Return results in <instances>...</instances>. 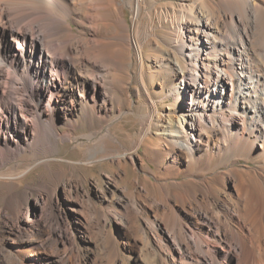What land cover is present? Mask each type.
<instances>
[{
	"label": "bare ground",
	"instance_id": "1",
	"mask_svg": "<svg viewBox=\"0 0 264 264\" xmlns=\"http://www.w3.org/2000/svg\"><path fill=\"white\" fill-rule=\"evenodd\" d=\"M0 264H264V0H0Z\"/></svg>",
	"mask_w": 264,
	"mask_h": 264
},
{
	"label": "rangeland",
	"instance_id": "2",
	"mask_svg": "<svg viewBox=\"0 0 264 264\" xmlns=\"http://www.w3.org/2000/svg\"><path fill=\"white\" fill-rule=\"evenodd\" d=\"M162 2H165V1H174V0H161ZM177 1V0H176ZM125 12H126V16H127V18L129 17V13H128V10L127 9H125ZM137 111H139L140 110V108L138 109H136ZM113 147H115V146H113ZM67 152V149H66V147H64V146H62L61 147V150H60V153L61 154H64V153H66ZM69 157H72L74 160H76V159H78V155L76 154V153H69V155H68ZM27 158H30V156H28ZM31 159V158H30ZM30 159L28 160V162H30ZM94 170H100L99 169V167H97V168H94ZM37 174H38V170H35V171H33V172H31L30 173V175L27 177V179L23 182V185H24V183L25 182H29V181H31V180H33V179H35L36 178V176H37Z\"/></svg>",
	"mask_w": 264,
	"mask_h": 264
}]
</instances>
